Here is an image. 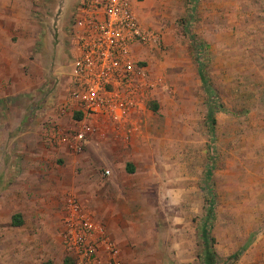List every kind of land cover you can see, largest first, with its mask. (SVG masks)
<instances>
[{"label": "rangeland", "instance_id": "374dc122", "mask_svg": "<svg viewBox=\"0 0 264 264\" xmlns=\"http://www.w3.org/2000/svg\"><path fill=\"white\" fill-rule=\"evenodd\" d=\"M77 1L65 0L64 5L63 0H0L1 35L26 33L24 40L32 42H24L22 53L11 48L9 55L22 56L28 85H38L35 102L20 106L24 117L19 124L13 103H0V264H65L61 230L45 225L60 224L58 213L49 209H62L68 189L61 185L50 195L33 194L29 183L14 181L15 167L2 163L28 153L25 148L32 138L40 141L43 131L36 129L31 137L21 134L20 126L46 117L47 104L53 107L59 96V75L72 71L71 55L69 66L61 67L66 56L62 47L68 44ZM139 2L141 23L153 34L138 53L152 84L144 102L150 112L148 127L156 140L166 130L175 153L166 172L181 174L183 183L197 191L186 192L181 202L159 197L165 181L156 180L161 171L156 163L154 172L140 173L142 179L147 176L143 197L132 195L125 203L114 197L112 224L122 239L121 244L115 240L119 264H206L203 226L217 264H264V0ZM46 61L56 74H50ZM209 105L214 107L212 133L206 120ZM17 143L25 148L16 149ZM50 143L57 147L51 138ZM175 155L180 156L177 166ZM54 158L62 168L63 161ZM208 170L211 176L206 181ZM22 188L27 189L23 195ZM22 204L31 205L28 212ZM38 205L42 227L31 230ZM16 214L20 226L12 224ZM33 235L41 241L51 239L50 256L26 253L29 249L22 245Z\"/></svg>", "mask_w": 264, "mask_h": 264}, {"label": "crops", "instance_id": "0c3cea01", "mask_svg": "<svg viewBox=\"0 0 264 264\" xmlns=\"http://www.w3.org/2000/svg\"><path fill=\"white\" fill-rule=\"evenodd\" d=\"M81 1L83 0H78V3L75 5L77 6ZM63 3L67 5L65 0H63ZM137 10L140 13L138 6ZM12 34L13 37L3 36L0 33V103L8 101L13 103V107H16V119H22L24 117L22 113L23 107L20 106H22L24 101L30 100V102H35L38 94V85L36 82H31L28 85L25 74L27 65L23 64L22 56L14 58L12 55H9L11 48H17L22 53L24 42L32 45L31 40H24L26 33ZM14 36L17 37V40L15 39L16 42L12 41ZM30 38L33 40V36ZM66 43L68 44L62 47V52L66 56L61 62V67L69 66L68 60L70 61V55L73 58L76 47L75 42L70 36V27ZM46 62L48 68H50V74L55 73L52 70V64L49 61ZM17 66H21V70ZM13 68L14 70H12ZM7 77L10 83L7 81ZM58 78L56 90L59 92V96L56 97L55 101L57 102L53 107L51 104H47V110L49 111L46 112V117L40 123L30 120L29 126L27 125L28 121L23 122L22 126H20L21 130L24 129L22 130L24 132L22 133L21 131L20 133H27L31 137L35 136L34 131L36 129L43 131L41 132L40 141H34L32 138L27 148L24 147V143H21L22 148L27 149L28 153L15 154L9 160L7 158L3 160L4 164L2 163V166L15 167V175H13L15 182L25 181L29 183L30 188L28 190H32L33 194L38 191L43 195H50L57 191L61 185L67 188L66 194H74L82 206L89 210L98 222L104 225L110 237L114 241L116 240L118 244H121L122 239L120 240L118 232L112 224L114 212L113 208H111L112 199L114 197L122 198L123 203H125L129 196L143 197L144 193L148 190L145 179L147 176L142 179L143 176L140 174L143 173V170L147 169V173H152L155 171L153 170L154 165L158 163L161 171H158L156 180L159 182L160 178L163 177L165 181L164 188L161 189L160 186L158 189V196L160 197L161 194V197L164 199L174 198L175 200L179 199V202H181L186 192L197 191L196 186L193 187L191 184L190 187H187L183 183L181 174L176 175L166 172V165L169 164L168 161L175 153L172 152V146L167 142L165 129L159 134L157 140V137L150 131L148 127L150 125V112L148 110H145L144 116H142L143 119L141 118L137 121V127L130 129L129 132L128 128H122L118 133H109L107 139L99 143L89 142L80 154H73L68 148L61 145L54 148L50 143V137L57 133L70 136L74 126L73 113L71 108L66 106L70 74H61ZM50 99L54 100L55 96L50 97ZM20 119L18 120V124L20 123ZM19 144H15L16 149L21 148ZM179 147L181 149V142L179 143ZM55 155L63 161L62 168L53 161ZM174 158L177 159V162H174L173 165L177 166V164H180V156L176 157L175 155ZM105 172L108 174H105ZM5 176L6 178L7 176L8 178L11 177L9 174H5ZM115 183L118 185V191L113 187L116 186ZM26 190V188H22V195ZM29 206L31 207V205L26 206L22 204L21 208L23 207V211L27 210L26 212H28ZM27 207L29 208L27 209ZM49 210H51V214L57 212L61 220L62 209L56 211L54 208H51ZM33 212L35 217H33L30 229L37 230L42 225L37 218L38 214L40 215L42 212L39 205L35 206ZM51 223L50 226L46 224L45 227L47 229L48 227L53 228L55 224L61 230V223ZM24 241L25 243H23L22 248L27 247L26 249H29V251L26 253L31 256L33 253L40 252L48 256L52 254L51 252L49 253L53 245L51 239L46 238L41 241L40 239H36V235H33L32 237L25 238ZM120 258L121 255L118 261H120Z\"/></svg>", "mask_w": 264, "mask_h": 264}, {"label": "built area", "instance_id": "2783aa9c", "mask_svg": "<svg viewBox=\"0 0 264 264\" xmlns=\"http://www.w3.org/2000/svg\"><path fill=\"white\" fill-rule=\"evenodd\" d=\"M139 3L83 0L74 8L70 36L76 47L66 97L74 126L70 136L50 137L55 145L80 154L89 142L137 127L152 87L138 53L153 38L141 23ZM62 211L60 233L71 264H119L118 245L74 194L66 195Z\"/></svg>", "mask_w": 264, "mask_h": 264}, {"label": "trees", "instance_id": "16d2710c", "mask_svg": "<svg viewBox=\"0 0 264 264\" xmlns=\"http://www.w3.org/2000/svg\"><path fill=\"white\" fill-rule=\"evenodd\" d=\"M198 70H199V76H200L202 82H205L204 78L202 76V69H201L200 65L198 67ZM206 90H207V88H206ZM207 93H208V90H207ZM209 100L212 102L213 99H212L211 96L209 97ZM152 109H153V111H155L156 107L153 106ZM206 120H207L209 132L212 133L213 132V126H214V123H215L213 105H209L208 106V110H207V114H206ZM210 176H211V170L210 171L209 170L206 171L205 180L208 181ZM12 224L14 226H20L22 224V221L20 219V215L19 214H16V215H14L12 217ZM200 236H201V238L203 240V243H204V253H205L204 261H205V263L206 264H217L218 260L216 259L213 251L211 250V245H210V242H209V240L207 238V229H206L205 226L202 227ZM64 263L65 264H71L70 260L67 259V258H65Z\"/></svg>", "mask_w": 264, "mask_h": 264}]
</instances>
